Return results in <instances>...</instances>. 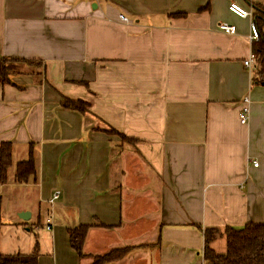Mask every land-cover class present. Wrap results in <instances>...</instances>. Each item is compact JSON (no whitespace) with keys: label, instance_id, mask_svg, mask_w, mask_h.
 <instances>
[{"label":"crops","instance_id":"0c3cea01","mask_svg":"<svg viewBox=\"0 0 264 264\" xmlns=\"http://www.w3.org/2000/svg\"><path fill=\"white\" fill-rule=\"evenodd\" d=\"M255 12L264 20V0H0V57L43 68L39 84H0V144L12 147L0 254L90 264L131 246L111 264H207L206 229L264 224V85L243 66ZM30 148L35 173L17 183ZM79 225L90 226L82 258L67 236Z\"/></svg>","mask_w":264,"mask_h":264},{"label":"trees","instance_id":"16d2710c","mask_svg":"<svg viewBox=\"0 0 264 264\" xmlns=\"http://www.w3.org/2000/svg\"><path fill=\"white\" fill-rule=\"evenodd\" d=\"M253 17V23L259 32V39L251 44V52L256 60L255 69L251 74V81L253 84L264 85V35L261 33L264 20L258 12H255ZM18 76H28L35 83H41L43 81L42 63L38 60L0 57V84H12V78ZM61 106L63 109L84 115L88 113L89 104L80 99L63 98ZM110 132L117 134L124 142L135 143V139L127 138L113 130H110ZM11 148V144L8 142L0 144L1 183L6 181L7 171L11 166ZM34 173L33 151L30 148L28 159L16 164L14 181L17 183L26 182ZM89 228L88 225H79L67 229L69 246L79 258L84 257L82 247ZM218 235H223L225 239V252L223 254L216 253L212 248V243ZM203 243V257L207 264H264L263 223H247L240 229L225 227L222 232H218L216 229H206L203 232ZM133 251L134 247L131 246L114 248L105 254L93 257L90 264L115 263L127 257ZM37 257L36 248L28 255L19 253L0 254V264H36Z\"/></svg>","mask_w":264,"mask_h":264},{"label":"built area","instance_id":"2783aa9c","mask_svg":"<svg viewBox=\"0 0 264 264\" xmlns=\"http://www.w3.org/2000/svg\"><path fill=\"white\" fill-rule=\"evenodd\" d=\"M228 10L232 14L236 15L239 18H250V19H252V13L251 12L242 9L241 7H239L238 5H236L234 3H231L228 6ZM120 20L126 21V19L123 16H120ZM218 28L220 31L225 32L227 34H234L235 33V28L233 26H229L226 24H219ZM247 39H248L250 44H252L253 42H255L259 39V32H258L256 26L254 25V23L252 22V20L250 21L249 34H248ZM243 66L248 72H252L254 70V68L256 66V60H255V57H254L252 52H250L247 59H245L243 61ZM249 115H250L249 100H248V98H244L243 106H242V108L238 114L239 122L242 125H247L249 122ZM247 163H250L253 167L258 166V162L255 160H249ZM57 197H58V192H56L54 194L53 199H56ZM46 229H49V227H46Z\"/></svg>","mask_w":264,"mask_h":264},{"label":"rangeland","instance_id":"374dc122","mask_svg":"<svg viewBox=\"0 0 264 264\" xmlns=\"http://www.w3.org/2000/svg\"><path fill=\"white\" fill-rule=\"evenodd\" d=\"M44 225L43 221L40 226ZM40 229V228H39ZM212 245L216 247L217 249L225 248V239L223 235H218L215 240L213 241Z\"/></svg>","mask_w":264,"mask_h":264},{"label":"water","instance_id":"95a60500","mask_svg":"<svg viewBox=\"0 0 264 264\" xmlns=\"http://www.w3.org/2000/svg\"><path fill=\"white\" fill-rule=\"evenodd\" d=\"M18 217L21 218L22 220L26 221L29 219V213L23 212L18 214Z\"/></svg>","mask_w":264,"mask_h":264}]
</instances>
